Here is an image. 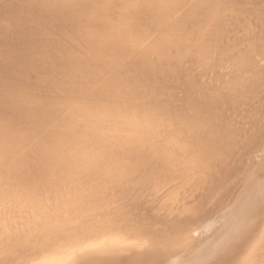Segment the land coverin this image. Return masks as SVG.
Returning a JSON list of instances; mask_svg holds the SVG:
<instances>
[{
	"label": "bare ground",
	"instance_id": "bare-ground-1",
	"mask_svg": "<svg viewBox=\"0 0 264 264\" xmlns=\"http://www.w3.org/2000/svg\"><path fill=\"white\" fill-rule=\"evenodd\" d=\"M264 0H0V264H264Z\"/></svg>",
	"mask_w": 264,
	"mask_h": 264
},
{
	"label": "snow or ice",
	"instance_id": "snow-or-ice-1",
	"mask_svg": "<svg viewBox=\"0 0 264 264\" xmlns=\"http://www.w3.org/2000/svg\"><path fill=\"white\" fill-rule=\"evenodd\" d=\"M260 211L264 213V206L261 207Z\"/></svg>",
	"mask_w": 264,
	"mask_h": 264
}]
</instances>
